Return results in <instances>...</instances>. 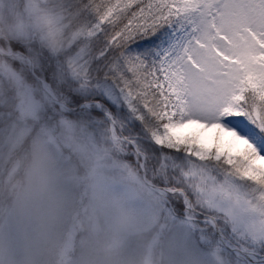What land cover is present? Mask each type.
<instances>
[{
    "label": "snow or ice",
    "instance_id": "snow-or-ice-1",
    "mask_svg": "<svg viewBox=\"0 0 264 264\" xmlns=\"http://www.w3.org/2000/svg\"><path fill=\"white\" fill-rule=\"evenodd\" d=\"M29 152L0 264L53 225L70 264H264V0H0V157Z\"/></svg>",
    "mask_w": 264,
    "mask_h": 264
},
{
    "label": "rangeland",
    "instance_id": "rangeland-1",
    "mask_svg": "<svg viewBox=\"0 0 264 264\" xmlns=\"http://www.w3.org/2000/svg\"><path fill=\"white\" fill-rule=\"evenodd\" d=\"M180 131L186 133L192 129ZM211 135L210 132L202 134L205 140ZM38 154L47 162L49 171H54L55 164L47 153L40 149ZM35 159L36 156L31 152L21 153L11 158L0 157V204H9V200H13L10 204L14 203L17 196L24 191L33 171ZM80 174L81 176L86 175L87 169L81 168ZM68 231L69 229L60 225L50 226L47 230L37 228L32 255L26 259L30 264H70L79 254L80 234L76 236L77 246L73 249L67 235Z\"/></svg>",
    "mask_w": 264,
    "mask_h": 264
},
{
    "label": "trees",
    "instance_id": "trees-1",
    "mask_svg": "<svg viewBox=\"0 0 264 264\" xmlns=\"http://www.w3.org/2000/svg\"><path fill=\"white\" fill-rule=\"evenodd\" d=\"M11 199V198H10ZM11 201H13V200H9V204L11 203Z\"/></svg>",
    "mask_w": 264,
    "mask_h": 264
}]
</instances>
